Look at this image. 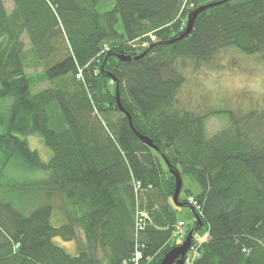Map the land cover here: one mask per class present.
Segmentation results:
<instances>
[{
  "label": "trees",
  "instance_id": "16d2710c",
  "mask_svg": "<svg viewBox=\"0 0 264 264\" xmlns=\"http://www.w3.org/2000/svg\"><path fill=\"white\" fill-rule=\"evenodd\" d=\"M11 1L8 14L0 0V264H122L136 251L140 264H159L187 206L172 200L175 174L201 188L186 191L201 221L189 262L264 264V121L255 110L195 115L177 99L187 62L231 47L264 61V0H115L103 13L99 0ZM215 1L180 38L189 13ZM39 82L48 87L33 93ZM116 89L153 147L131 131ZM212 116L228 125L207 137ZM33 134L47 163L21 138ZM21 167L45 176L19 181ZM78 229L73 256L54 239L74 241Z\"/></svg>",
  "mask_w": 264,
  "mask_h": 264
},
{
  "label": "rangeland",
  "instance_id": "374dc122",
  "mask_svg": "<svg viewBox=\"0 0 264 264\" xmlns=\"http://www.w3.org/2000/svg\"><path fill=\"white\" fill-rule=\"evenodd\" d=\"M6 12L12 10V1L3 0ZM115 0H99L96 9L100 12H107L113 9ZM118 34L123 33L122 22L118 17L115 25ZM24 50L30 49L27 37L22 36ZM26 72L30 75H40L41 68L28 67ZM184 83L178 93V106L181 109L189 110L195 115H202L219 109L230 110L238 116L243 113L255 110L264 121V61L260 55H246L231 47L221 50L208 59L200 62L194 67L191 62L186 63L183 70ZM48 87L47 82H39L32 87L36 93ZM228 120L225 116H212L205 121L206 136L210 137L215 132L226 127ZM27 142L31 150H35L44 163L51 158L52 152L45 145L42 137L38 134L21 137ZM21 180H37L44 177V173L36 170H26L21 167L11 174ZM194 196L200 193L201 188L190 177L183 176L182 189L179 198L187 199L186 191ZM12 200L16 201L17 192H12ZM53 203H58L57 201ZM188 203V202H187ZM180 206L177 212V221L184 223V226L194 222V215L190 207ZM57 206V205H56ZM54 225L61 224L59 215L55 212L52 216ZM201 239V237H199ZM54 242L71 255H76L79 243H84V236L80 229L77 230V237L74 241L64 242L55 238ZM195 254H191V258ZM188 259V258H187ZM189 261V259H188ZM185 261L184 264H191Z\"/></svg>",
  "mask_w": 264,
  "mask_h": 264
},
{
  "label": "water",
  "instance_id": "95a60500",
  "mask_svg": "<svg viewBox=\"0 0 264 264\" xmlns=\"http://www.w3.org/2000/svg\"><path fill=\"white\" fill-rule=\"evenodd\" d=\"M222 1H215L206 5H202L198 8H196L195 10H193L191 13H189V15L187 16V20H186V24H185V30L183 32L182 35H180V38L185 37L186 35L189 34V32L192 29L194 20L196 18V16L210 8L213 7L215 5L220 4ZM141 56V55H140ZM140 56L135 57L134 59H138ZM131 57H126V56H122L121 60L122 61H130ZM102 69V67H101ZM115 101H116V105L118 107V109L120 110L121 113L125 114L128 118V123H129V127L131 129V131L133 133H135V135L140 139V141H142L145 145H147L148 147H153L152 142L150 141V139L144 137L143 135L139 134L135 128L132 125L131 122V118L130 116L125 112V110L123 109L121 102H120V98H119V94H118V90L116 89V95H115ZM175 187H174V193H173V197L172 200L175 203L176 206H179V202H178V197H179V193L181 190V185H182V181L181 178L179 176V174H175ZM193 212L194 215V220L196 222V225L193 229H191L188 234L186 235L184 241L182 244L172 248L170 251H168L164 257L162 258L161 262L159 264H184L185 263V256L186 254L189 252L190 248H191V243H192V238H193V232L195 231V229L197 228V226H199L201 224L200 218L198 216V214L192 209L190 208Z\"/></svg>",
  "mask_w": 264,
  "mask_h": 264
},
{
  "label": "built area",
  "instance_id": "2783aa9c",
  "mask_svg": "<svg viewBox=\"0 0 264 264\" xmlns=\"http://www.w3.org/2000/svg\"><path fill=\"white\" fill-rule=\"evenodd\" d=\"M187 202H188L187 204H189V206L192 207L196 212L199 211V205L193 197L187 198ZM144 217H146V214L142 213L140 219ZM139 229H141V226H139ZM173 236L175 237L177 243H181L184 240L186 235H185L184 224L182 222H178L176 224L175 230L173 232ZM140 260H141V253L139 251H136L132 258H130L127 261H124L122 264H140ZM186 261H188L187 258Z\"/></svg>",
  "mask_w": 264,
  "mask_h": 264
}]
</instances>
